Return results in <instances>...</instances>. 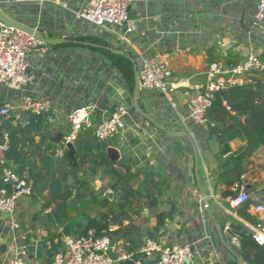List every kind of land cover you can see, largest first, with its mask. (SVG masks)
<instances>
[{
    "label": "crops",
    "instance_id": "1",
    "mask_svg": "<svg viewBox=\"0 0 264 264\" xmlns=\"http://www.w3.org/2000/svg\"><path fill=\"white\" fill-rule=\"evenodd\" d=\"M88 2L0 0V7L14 20L49 38L70 40L43 44L30 52L32 78L24 87L0 84V106L11 105L10 117L0 113V143L9 136L7 163L34 187L32 195L17 200L14 211L0 209V264H7L21 248L27 252L23 259L28 264H52L57 251L68 255L63 241L67 225H71L70 235H83L80 232L87 217L107 209L94 197L109 199L119 217L111 223L110 231H132L110 234L116 244L113 257L133 254L114 264H152L153 258L139 253L147 238L166 246L191 244L193 264H239L238 257L241 264H264V246L252 241L244 246L242 241L243 234H253L259 224L264 225V211L257 210L264 204V145L249 154L245 151L247 141L234 137L230 151L222 152L212 123L222 129L246 120L245 115L231 110L226 99V110L212 108L206 123L194 124L187 108L192 87L207 83L212 62L236 64L251 52L264 60V19L256 16L259 0H132L131 15L137 28L129 32L81 18L79 12ZM85 37L102 38L108 46L126 50L139 70L146 58L168 53L172 89L168 93L141 89L138 105L147 117L124 105L122 92L132 96L135 87L129 86L106 54L79 42H91L81 39ZM251 84L264 97V72L255 74ZM26 97L48 100L51 108L42 114L24 110L21 105ZM118 106L127 107L125 126L117 137L103 142L113 168L123 175L126 165L132 172H140L129 186L108 168L96 167L93 173L88 163L80 160V153L100 141L93 128L83 130L63 155L58 154L70 131L68 116L73 110L95 107L98 121ZM213 135L220 142L216 152L209 143ZM146 179L152 182L150 191L143 188ZM78 180L89 182L86 190L76 188ZM2 186L0 169V189ZM127 187L133 192L126 193ZM66 189L74 192L68 216L61 217L55 202L49 200ZM108 189L114 193L106 194ZM201 189L226 244L204 208ZM242 191L249 198L235 206L232 200ZM79 197L87 209L77 212L72 201Z\"/></svg>",
    "mask_w": 264,
    "mask_h": 264
},
{
    "label": "built area",
    "instance_id": "2",
    "mask_svg": "<svg viewBox=\"0 0 264 264\" xmlns=\"http://www.w3.org/2000/svg\"><path fill=\"white\" fill-rule=\"evenodd\" d=\"M17 2L29 0H14ZM42 2L50 0H38ZM132 0H89L79 12L81 18L105 28H122L134 31L136 21L131 15ZM257 18L264 19V0H259ZM43 42L34 35L19 28L0 26V84L5 83L11 88L20 89L31 81L29 72V54L32 50L43 47ZM264 72V60L255 53H249L239 63L226 65L222 61H214L209 66L208 81L205 85L192 87L188 101V117L194 124L208 122L207 112L212 106L216 94L235 85H245L254 82V75ZM140 85L142 90L156 89L168 93L173 87L172 68L170 55L158 53L144 60L139 70ZM24 110L34 114H42L51 108V103L45 99L26 97L21 105ZM10 104L0 106V113L10 117ZM95 107H81L73 110L68 119L70 131L65 135L63 147L58 154L61 156L70 145H73L81 132L93 128L95 136L100 141L111 140L123 130L125 126L126 106L115 107L108 116L96 121L94 118ZM214 125V123H212ZM10 138L5 135L0 143V169L3 185H10L8 190L2 186L0 189V209L12 212L17 200L23 195H32V183L17 170L8 165L6 151ZM113 189H108L106 194H113ZM246 191L232 200L235 206L242 205L248 200ZM264 211V204L257 207ZM255 241L264 246V225L259 224L253 232ZM63 241L69 248L68 255L57 251L52 259V264H114L116 261L129 259L133 254H121L113 257L111 252L116 249V244L110 234L96 235L93 231L80 236L66 234ZM27 252L21 248L17 255L7 264H28L23 255ZM139 253L144 258H153L152 264H193L194 249L191 244H177L166 246L155 238H147Z\"/></svg>",
    "mask_w": 264,
    "mask_h": 264
},
{
    "label": "trees",
    "instance_id": "3",
    "mask_svg": "<svg viewBox=\"0 0 264 264\" xmlns=\"http://www.w3.org/2000/svg\"><path fill=\"white\" fill-rule=\"evenodd\" d=\"M81 39L100 44L101 47H95L94 49L106 54L111 59L112 63L120 70L129 86L131 88L135 87L133 62L129 58L124 55L114 54L110 50H107L104 46H108L109 43L105 39L98 37H85ZM223 99L229 102L232 111H236L238 115H245L246 120L245 123L239 126L233 125L230 128L223 127L221 129L214 124L213 132L217 135L222 144V152L227 153L230 151L231 139L234 137H241L247 141L245 151L249 154L253 153L264 145V97L260 96L254 84L235 85L218 92L208 112L216 106H219L221 111H225L226 108L223 107ZM230 130H234L235 133H232ZM79 158L83 164L88 163L89 169L93 173H96V167L108 168L110 173L118 176L119 181L123 179L126 186H129L130 181L134 180L140 174L138 171L132 172V168L129 165L125 166L126 173L124 175L116 168H113L111 158L107 153V143L103 141H99L90 151L80 153ZM151 183L149 179H146L143 183V188L150 191L152 188ZM88 185L89 182L87 180H78L76 188L78 190H86ZM125 191L126 193L133 192L130 187L125 188ZM73 192L74 190L72 189H66L49 200V203L55 202L56 212H58L61 217L68 216L69 200L72 198ZM137 192L141 193L140 191ZM123 196L126 198L125 195ZM154 200L155 198H152L150 202L153 203ZM94 201L102 203V206H106L107 209L104 212H98L96 216H88L86 225L80 232L81 234H87L89 231H93L96 235L118 233L120 231L132 233V231L127 228L115 230L114 232L110 231L111 223L114 224L118 222L119 218L116 216L114 209L110 207V200L107 198L98 200L94 197ZM70 227L71 225H67L66 233L68 234L72 232ZM242 236V241L245 243L244 246L250 241L257 245V242L253 238V234H243ZM230 264L236 263L232 262Z\"/></svg>",
    "mask_w": 264,
    "mask_h": 264
},
{
    "label": "water",
    "instance_id": "4",
    "mask_svg": "<svg viewBox=\"0 0 264 264\" xmlns=\"http://www.w3.org/2000/svg\"><path fill=\"white\" fill-rule=\"evenodd\" d=\"M1 25H9V26H13L16 28H19L23 31L28 32L29 34L34 35L36 38H38L39 40H41L44 44H50V45H55V44H62L65 42H69V39L66 38H49L47 36H45L40 30L32 28L30 26H27L26 24H23L17 20H14L13 18H11L10 16H8L5 11L0 7V26ZM82 44L85 45H90V46H95V47H99L101 46L100 44H96V43H91L88 41H79ZM107 50H110L112 53L114 54H119V55H124L127 58H129L132 62H133V67H134V74H135V88H134V93L132 96H130L129 94H127L126 92H122V103L126 106H132L134 107L137 111L141 112L144 116L147 117V115L141 111V109L139 108L138 105V98H139V94L141 92V85H140V78H139V66L135 60V58L126 50L121 49V48H117V47H113V46H104ZM121 99V100H122ZM173 135H182V134H178V133H172ZM211 148L214 152L217 151V144H220V142L217 141V137L215 135H213V137L211 138V140L209 141ZM194 150H195V154H196V158L198 157V151L196 149V147L194 146ZM3 187H5L6 189H10L11 186L10 185H3ZM201 188V185H200ZM201 196H202V200L204 202V208L205 210L209 213V215L211 216V218L214 220L216 228L218 230L219 236L222 240V242L224 244H226L225 239H224V235L222 232V229L219 225V223L217 222L215 215L213 214V212L211 211L210 207H209V201L207 199L206 194L203 192V190L201 189ZM238 262L239 264L242 263V260L240 257H238Z\"/></svg>",
    "mask_w": 264,
    "mask_h": 264
},
{
    "label": "rangeland",
    "instance_id": "5",
    "mask_svg": "<svg viewBox=\"0 0 264 264\" xmlns=\"http://www.w3.org/2000/svg\"><path fill=\"white\" fill-rule=\"evenodd\" d=\"M72 202H73V205L76 206V207L74 206L73 207L75 208V211L77 210V212L87 209L82 197L75 198L74 201Z\"/></svg>",
    "mask_w": 264,
    "mask_h": 264
}]
</instances>
